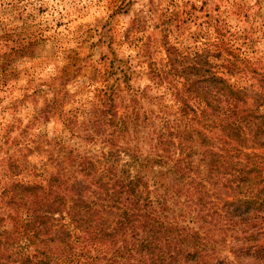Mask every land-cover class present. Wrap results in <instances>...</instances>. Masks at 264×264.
<instances>
[{"label":"trees","instance_id":"1","mask_svg":"<svg viewBox=\"0 0 264 264\" xmlns=\"http://www.w3.org/2000/svg\"><path fill=\"white\" fill-rule=\"evenodd\" d=\"M213 22L227 72L248 69L264 98ZM164 44L145 71L157 92L119 61L84 118L58 107L67 141L1 130L0 264H264V99Z\"/></svg>","mask_w":264,"mask_h":264},{"label":"rangeland","instance_id":"2","mask_svg":"<svg viewBox=\"0 0 264 264\" xmlns=\"http://www.w3.org/2000/svg\"><path fill=\"white\" fill-rule=\"evenodd\" d=\"M213 19L235 53L263 73L264 0H0V132L12 123L27 128L29 136L47 131L67 141L72 130H64L65 116L57 118L56 109H68L73 122L72 116L84 118L93 97L88 84L101 92L119 61L136 71L133 86L152 84L145 76L147 61L163 56L164 43L175 46L185 61L217 71L248 102L263 100L252 73H228L224 52L209 44L204 22L210 28ZM145 90L158 88L152 84ZM140 104L160 107L153 101ZM44 109L53 111L47 122ZM42 157L26 164L40 165Z\"/></svg>","mask_w":264,"mask_h":264}]
</instances>
